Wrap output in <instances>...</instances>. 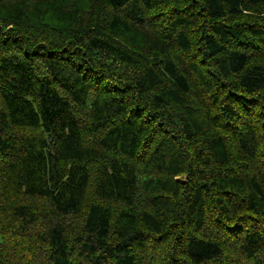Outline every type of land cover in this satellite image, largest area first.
<instances>
[{
	"label": "trees",
	"instance_id": "16d2710c",
	"mask_svg": "<svg viewBox=\"0 0 264 264\" xmlns=\"http://www.w3.org/2000/svg\"><path fill=\"white\" fill-rule=\"evenodd\" d=\"M0 264H264V0H0Z\"/></svg>",
	"mask_w": 264,
	"mask_h": 264
}]
</instances>
